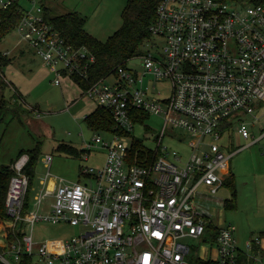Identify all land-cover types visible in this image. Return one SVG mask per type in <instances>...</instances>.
I'll list each match as a JSON object with an SVG mask.
<instances>
[{
  "label": "built area",
  "instance_id": "2783aa9c",
  "mask_svg": "<svg viewBox=\"0 0 264 264\" xmlns=\"http://www.w3.org/2000/svg\"><path fill=\"white\" fill-rule=\"evenodd\" d=\"M15 1L0 0V8ZM33 4L20 5L15 29L22 40L54 74L56 85L62 75L84 81L83 96L107 109L120 132H96L94 143L82 146L85 160L93 147L105 151L102 166L80 168L85 182L51 176L53 157L44 155L47 170L34 204L52 196L47 214L30 210V202L26 207L28 155L11 164L8 217L0 218V264H192L191 257L239 264L240 252L250 264H264L252 240L246 242L250 252L242 251L234 227L217 226L212 218L213 208L226 201L212 197L224 186L219 170H229L231 154L224 147L231 131L248 139V125L264 120V0H160L150 32L163 39L162 51L136 56L141 70L124 64L96 80L90 49L71 44L46 19L44 6ZM109 77L113 82H106ZM161 81L170 82L168 95L155 91ZM146 114L162 115L164 125L155 150L143 149L139 157L124 139ZM169 126L188 134L186 153L163 143ZM41 220L82 231L39 243L27 228L32 231ZM210 224L217 230L215 259L200 255L207 233L214 237Z\"/></svg>",
  "mask_w": 264,
  "mask_h": 264
},
{
  "label": "rangeland",
  "instance_id": "374dc122",
  "mask_svg": "<svg viewBox=\"0 0 264 264\" xmlns=\"http://www.w3.org/2000/svg\"><path fill=\"white\" fill-rule=\"evenodd\" d=\"M127 1L18 0L26 9L34 6L33 2L42 4L51 16L75 11L85 19V30L100 41H106L121 26V14ZM163 43L162 38L154 36L145 44L143 52L147 49L153 54L162 51ZM0 52L10 58V61L1 67V76L5 78L7 85L0 90V96L8 100L10 108L0 120V168L9 165L20 150L29 151L37 148L33 178L35 188L30 195V210L47 214L52 209V196L47 195L39 205L34 204V194L42 187L40 180L47 170L43 163L46 153L53 157L51 176L70 181L85 182L87 178L80 176V168L85 166L98 168L104 163L105 151L99 147H93L88 153L87 160L83 156L69 155L59 148L62 142L75 148L87 142L94 143L93 139L97 133L88 127L85 117L99 105L83 96V90L70 75H63L61 85H56L54 74L42 65L41 60L29 44L22 40L16 29L6 34L0 41ZM141 65L139 57L132 58L126 63L127 67L134 70H141ZM106 82L111 83L113 79L109 77ZM170 86L169 81H161L155 91L168 95ZM17 93L21 97H18ZM163 125L162 115L146 114L138 119L124 141L129 147L136 144L133 148L139 146L146 150H155ZM171 129L169 126L163 143L186 153L185 138L188 134L181 129ZM248 130L250 132L248 139H244L234 130L231 131V139L224 147L225 152L231 154L229 170L228 172L219 170L226 178L232 174L236 206L215 207L212 211V218L217 226L234 227L237 245L244 252L248 251L246 242L254 239L260 241V246L264 250V236L261 234L264 231V135H262L264 120L249 124ZM174 136L182 140H176ZM175 140L178 142L175 143ZM232 192L224 185L210 197L227 200L232 198ZM81 231V227L66 222L50 223L44 220L36 222L32 231L27 228V233L31 232L33 239L39 243L46 240H66ZM210 232L207 233V242L201 243L200 255L205 257L213 255L212 259H215L217 239L210 237ZM185 241L189 244L195 242L189 239ZM52 245L56 246L55 242ZM190 261L194 264L192 257Z\"/></svg>",
  "mask_w": 264,
  "mask_h": 264
},
{
  "label": "trees",
  "instance_id": "16d2710c",
  "mask_svg": "<svg viewBox=\"0 0 264 264\" xmlns=\"http://www.w3.org/2000/svg\"><path fill=\"white\" fill-rule=\"evenodd\" d=\"M160 0H128L125 5L121 17V26L111 34L106 41H100L84 28L85 19L79 15V13L72 11L61 15L51 16L49 15L47 8L44 7V14L59 32L75 47L85 45L95 56V62L90 70L91 78L93 80L114 73L118 66L124 65L132 58L143 53V47L146 42L151 38L150 26L154 22L156 17V8ZM22 16V10L18 1L13 2L6 8H0V41L6 34L15 29L16 25L20 21ZM10 58L0 52V90L2 91L6 87L7 82L3 76H1V67L8 63ZM75 82L81 87L82 90L87 84L79 79V77H72ZM18 97H21L17 93ZM10 108L9 102L4 97L0 96V120L5 112ZM142 118L144 115L141 116ZM85 121L88 127L96 132L99 131H116L115 123L113 121L110 112L102 107H96L91 113L86 115ZM136 145V144H135ZM134 145V146H135ZM59 148L69 155L82 156V151L75 148L68 143H60ZM139 151L137 154L139 157L142 155L143 148L139 146L134 148ZM38 149H32L29 151L20 150L15 159H12L9 165H3L0 168V218H7V212L5 208L6 192L11 176L14 174L11 164L19 159L22 155H28V161L24 167V172L29 177V189L27 194L26 207L30 202L31 187L34 185V171L37 160ZM224 185H227L233 192L232 198L225 201L224 207L234 208L235 204V188L233 186L232 174L225 177ZM209 228H213V236L217 234V230L213 225H209ZM208 228V229H209ZM264 236V231L261 232ZM259 238H261L259 236ZM254 249H260L259 244L252 240ZM262 252V251H261ZM194 264H217L214 260L195 259ZM239 264H250L249 258L243 253L238 254Z\"/></svg>",
  "mask_w": 264,
  "mask_h": 264
},
{
  "label": "crops",
  "instance_id": "0c3cea01",
  "mask_svg": "<svg viewBox=\"0 0 264 264\" xmlns=\"http://www.w3.org/2000/svg\"><path fill=\"white\" fill-rule=\"evenodd\" d=\"M45 67V66H44ZM50 71V70H49ZM51 72V71H50ZM63 76V75H62ZM61 76V77H62ZM71 78H72V76H71ZM61 79V78H60ZM73 79V78H72ZM73 81L75 82V80L73 79ZM59 85H61V82H60V84ZM80 147V148H79ZM78 150H81V148H82V145L81 146H78V147H76ZM51 181H53V179L51 180ZM258 244H259V247H260V249H261V251H262V254L264 255V250L261 248V246H260V241L258 242Z\"/></svg>",
  "mask_w": 264,
  "mask_h": 264
}]
</instances>
